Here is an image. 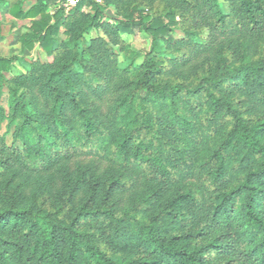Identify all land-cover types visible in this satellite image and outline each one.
<instances>
[{"label": "trees", "instance_id": "16d2710c", "mask_svg": "<svg viewBox=\"0 0 264 264\" xmlns=\"http://www.w3.org/2000/svg\"><path fill=\"white\" fill-rule=\"evenodd\" d=\"M224 1L83 0L56 18L44 0L11 5L33 19L23 48L53 61L8 78L17 57L0 58L14 138L0 133V264H264V0ZM134 28L154 41L140 63L122 40ZM84 156L100 163L92 195L75 201L83 176L57 201L54 169Z\"/></svg>", "mask_w": 264, "mask_h": 264}, {"label": "rangeland", "instance_id": "374dc122", "mask_svg": "<svg viewBox=\"0 0 264 264\" xmlns=\"http://www.w3.org/2000/svg\"><path fill=\"white\" fill-rule=\"evenodd\" d=\"M17 1L18 0H6L5 4L0 3V58L17 57L16 61L11 65L10 70L5 73L6 77L8 78L14 75L26 74L33 60L38 59L43 62L53 61V56L48 55L39 42L35 43L32 49L23 48V36L30 34L33 31V19H18L10 13L11 5ZM60 2L61 1H58V3L55 5H50L48 10L53 16H55L54 18H56L57 14L60 13V9L66 12L61 7ZM221 2L224 8L228 11V3H226L224 0H221ZM31 4L32 0H29L27 3H25L24 10H28L32 6ZM78 10L79 12L83 11L89 14H94V9L90 6L82 5ZM105 20H107V18ZM66 29V25L60 26L59 37L55 38L54 46H57L59 41L65 40L67 38V35L65 34ZM207 35L208 31H205L201 35V38H206ZM99 36L104 37L111 47H113L117 52L119 51L120 45L116 43V39H113L110 34L105 33L102 27H91L85 34V38L88 41ZM173 36L182 37L183 32L180 28H176L173 32ZM122 40L130 50L135 51L139 55L138 63L142 62L146 54L153 50L154 41L152 37L147 32L139 28H134L133 33L122 35ZM0 85H3L1 80ZM8 100V88L6 85H3L1 102L6 108L9 106ZM256 116L252 115L251 117L256 119L258 117ZM259 118L262 120L264 119V116L258 117V119ZM7 124V121L0 124V133L2 135H6L7 143L11 145L14 142L12 133L13 129H10L12 131L11 132L7 128ZM17 145L21 146V143L17 142ZM97 165L100 166V163L97 159L91 160V156H84L73 159L54 169L55 185L50 194H53L57 201H61L70 193L71 190H77L81 177L86 176L87 178L85 180H88L87 183L85 180V182L82 181L84 182L83 185L79 187L75 194V201L78 204L83 203L93 193V182L91 179H89L91 175L90 168H93V166L96 167ZM101 169H105L104 163L101 164ZM190 180H194V178L190 177ZM139 189H141V187ZM36 196V189L31 187V189H29V201L26 206H29L32 202H34ZM129 202H131L132 205H135V200L130 192H121L119 207L125 211V209L129 207Z\"/></svg>", "mask_w": 264, "mask_h": 264}, {"label": "built area", "instance_id": "2783aa9c", "mask_svg": "<svg viewBox=\"0 0 264 264\" xmlns=\"http://www.w3.org/2000/svg\"><path fill=\"white\" fill-rule=\"evenodd\" d=\"M83 0H61V7L68 13L72 9L78 7ZM97 2H103V0H94Z\"/></svg>", "mask_w": 264, "mask_h": 264}, {"label": "crops", "instance_id": "0c3cea01", "mask_svg": "<svg viewBox=\"0 0 264 264\" xmlns=\"http://www.w3.org/2000/svg\"><path fill=\"white\" fill-rule=\"evenodd\" d=\"M20 0H18L17 2H19ZM22 1V0H21ZM29 0H24V7H25V3H27ZM49 6L50 5H55L56 3H58V1H61V0H44ZM16 2V3H17ZM37 2V0H32V4H35ZM1 4H5L6 3V0H3L0 2ZM15 4V3H14Z\"/></svg>", "mask_w": 264, "mask_h": 264}]
</instances>
